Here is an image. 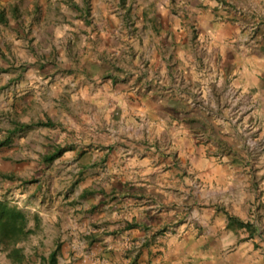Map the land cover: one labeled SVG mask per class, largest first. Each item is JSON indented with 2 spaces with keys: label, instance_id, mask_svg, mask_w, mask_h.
<instances>
[{
  "label": "rangeland",
  "instance_id": "1",
  "mask_svg": "<svg viewBox=\"0 0 264 264\" xmlns=\"http://www.w3.org/2000/svg\"><path fill=\"white\" fill-rule=\"evenodd\" d=\"M230 2L238 6L234 9L241 17L251 14V6L260 8L256 30L252 25L248 28L263 41L264 3ZM209 5L208 0H127L125 4L121 0H0V11L7 18L0 21V141L15 123L26 125L10 143L0 145V199L42 216L40 229L22 243L27 254L23 264H43L57 241L62 243L60 264L104 262V255L88 239L90 226L112 209L107 205L116 198V187L112 194H105L114 176L106 174L104 164L108 153L121 142L123 146L121 138L128 140L124 134L129 133V122L120 121L122 110L117 112L120 105L113 96H118L120 89H135L160 75L154 71L160 58L152 56L154 48L166 53L175 48L185 51L189 46L202 50L206 40L197 38L203 31L199 18L208 16ZM229 14L226 11L221 17L230 18ZM193 17L195 23L191 24ZM187 31L193 33L191 38ZM176 33L182 35L176 37ZM163 57L168 68L173 67V55ZM209 61L216 63L217 58L209 53ZM168 72L172 74L167 71L165 75ZM229 98L225 107L231 113L236 103ZM48 119L54 125L36 124ZM233 121L234 130L223 131V135L209 131L203 134L206 141L215 148L221 141L243 144L257 159L264 150V129H256V125L252 129L251 120L249 125L240 119ZM138 123L144 125V136L149 134L150 126L139 119ZM56 148H63L61 156L48 163L46 156ZM107 149L103 160L92 161L95 152L100 156ZM224 155L214 149L208 153L217 160ZM3 171L12 178H3ZM85 181L91 182L90 186L76 194ZM263 217L261 214L258 221L264 240ZM236 233L238 238L247 236L246 230ZM235 250L236 245H226L224 253L234 254ZM253 251L249 246L245 252ZM0 264H12L5 253H0Z\"/></svg>",
  "mask_w": 264,
  "mask_h": 264
},
{
  "label": "crops",
  "instance_id": "2",
  "mask_svg": "<svg viewBox=\"0 0 264 264\" xmlns=\"http://www.w3.org/2000/svg\"><path fill=\"white\" fill-rule=\"evenodd\" d=\"M208 1L210 17L201 14L203 31L197 37L205 39L206 46L167 53L154 48L152 56L160 57L154 71L160 75L135 89L124 84L126 90L113 96L120 105L117 112L122 110L120 121L129 122V133L104 164L106 174L114 176L105 194L116 187V198L107 205L114 210L109 208L98 221L111 222L90 226L88 239L104 255L102 264H264L258 221L264 214V150L253 159L243 144L221 141L215 148L203 135L234 130V118L264 129V40H257L248 28L256 30L260 8L251 6V14L241 17L229 0L227 5L224 0ZM226 11L230 18L221 17ZM187 33L191 38L193 33ZM209 53L216 63L209 61ZM163 54L173 55V67L168 68ZM167 71L172 74L165 75ZM229 97L236 103L231 113L225 107ZM138 119L150 126L146 136ZM212 149L225 155L220 160L208 156ZM108 150L100 156L95 152L92 161L103 160ZM91 182L85 181L76 194ZM226 211L258 230L251 235L245 227L227 228ZM239 230H246L247 236L238 238ZM226 245H236L235 253L225 255ZM249 246L254 251L247 254ZM104 248L110 251L101 252Z\"/></svg>",
  "mask_w": 264,
  "mask_h": 264
},
{
  "label": "trees",
  "instance_id": "3",
  "mask_svg": "<svg viewBox=\"0 0 264 264\" xmlns=\"http://www.w3.org/2000/svg\"><path fill=\"white\" fill-rule=\"evenodd\" d=\"M123 4L127 0H121ZM17 12V7L13 9ZM0 21L6 22L7 18L4 11H0ZM16 126L8 130L6 138L0 141V145L10 143L11 138L16 133L23 131L25 124L15 123ZM40 126H51L54 122L50 119L41 120L36 123ZM63 152V148H56L55 152L46 156L48 162L53 161ZM3 178H12L11 174L2 173ZM228 217L227 228L245 227L251 233L258 230V227L251 221H244L226 211ZM42 225V216L39 212L30 213L8 199H0V253H5L12 264H23L27 259L25 248L22 245L32 235L37 233ZM134 224H130L133 227ZM62 250V243L57 241L54 249L47 258L44 257L43 264H58L59 255Z\"/></svg>",
  "mask_w": 264,
  "mask_h": 264
}]
</instances>
